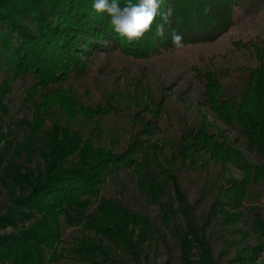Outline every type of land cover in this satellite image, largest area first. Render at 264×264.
I'll return each mask as SVG.
<instances>
[{"label":"trees","instance_id":"16d2710c","mask_svg":"<svg viewBox=\"0 0 264 264\" xmlns=\"http://www.w3.org/2000/svg\"><path fill=\"white\" fill-rule=\"evenodd\" d=\"M119 2L123 7L127 0ZM255 2L165 0L160 10L171 7L172 16L164 37L154 35V24L143 39L129 44L111 30L106 14L92 10L93 0H0L2 117L7 116L1 102L10 84L17 80L31 82L25 99L30 118L13 123L21 140H8L12 135L10 125L3 133L0 131L4 144L0 148V192L4 194L0 204V264H52L62 252V223L83 225L94 231L95 237L82 240L75 250L81 259L113 264V250H120L135 263L150 230L147 221L118 201L99 195L101 187L120 168L129 166L134 170L137 191L157 205L164 227L176 215L184 220L198 256L192 258L188 241L173 227L178 236L180 263L215 264L207 241L191 224L192 209L170 168L155 166L148 159H133L139 151L135 143L122 153H114L95 146L79 132L70 131L51 118L57 107L68 119L88 112L74 93L56 87L70 72L79 70L80 56L85 58L112 47L136 58L177 49L169 40L172 30L183 35V46L210 42L228 31L238 11L249 10ZM160 22L157 17L156 23ZM257 53L260 65L248 72L240 99H223L215 74L206 76L203 97L213 117L226 128L235 129L243 148L264 161V51ZM207 127L202 125L183 134L174 146L175 160L186 163L191 153L203 152L221 165L240 166L248 175L254 167L246 164L240 151L226 138L210 133ZM255 168L264 171V165ZM246 182L229 187L231 195L225 205L216 199L209 218L226 223L239 219L237 208L242 204ZM224 194L219 191V195ZM94 203L93 211L88 213ZM223 206L236 212L228 215ZM252 214L257 243L247 252L237 244L236 264H256L255 255L264 252V223L259 214Z\"/></svg>","mask_w":264,"mask_h":264},{"label":"rangeland","instance_id":"374dc122","mask_svg":"<svg viewBox=\"0 0 264 264\" xmlns=\"http://www.w3.org/2000/svg\"><path fill=\"white\" fill-rule=\"evenodd\" d=\"M232 20L228 31L210 42L159 50L144 58L122 54L117 47L95 51L85 58L80 56L79 70L70 72L56 87L74 93L88 112L68 119L57 107L51 118L70 131L79 132L95 146L114 153H122L135 143L139 151L133 159H148L155 166L170 168L186 204L192 209L191 224L207 241L215 264H236L237 244L246 248V252L256 245L257 234L253 233L251 225L253 212L259 214L264 223V171L255 168L264 165V161L243 148L235 129L226 128L213 117L203 97L206 76L215 74L221 83L222 98L240 99L248 72L260 65L257 51H264V0H256L249 10L238 11ZM30 86L29 80L11 83L1 102L7 116H1L0 107V131L3 133L11 126L9 141L21 140L13 123L30 118L25 103ZM202 125H208L210 133L226 138L254 169L247 175L240 166L221 165L203 152L191 153L186 163L175 160L174 146L179 139L186 131L197 130ZM3 146L0 140V148ZM133 171L131 166L120 168L116 176L101 187L99 195L118 201L127 210L145 218L150 230L135 263L122 251L113 250V264H181L178 236L173 227L188 241L192 258L198 256L184 220L176 215L172 223L164 227L157 205L137 191ZM242 182L246 184L242 187V204L237 208L241 213L239 219L228 223L219 218L210 219L213 202L219 199L225 205L231 195L229 187ZM220 190L225 197L219 195ZM3 195L0 192V204ZM94 207L95 203L88 213ZM222 209L228 215L236 212L229 206ZM61 231L62 252L52 264H93L81 259L75 250L82 240L93 239L94 231L69 223H62ZM254 262L264 264L263 251L257 252Z\"/></svg>","mask_w":264,"mask_h":264},{"label":"clouds","instance_id":"9594fccd","mask_svg":"<svg viewBox=\"0 0 264 264\" xmlns=\"http://www.w3.org/2000/svg\"><path fill=\"white\" fill-rule=\"evenodd\" d=\"M165 0H127V3L121 7L119 0H93L92 10L96 14H106L109 18L111 30L122 40L129 44L137 42L150 31L155 24L154 35L163 38L165 35V26L170 23L172 16L171 7H167L161 12V6ZM157 17L161 22L156 23ZM169 40L173 47H183V35L176 30L169 33Z\"/></svg>","mask_w":264,"mask_h":264}]
</instances>
